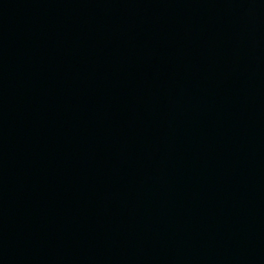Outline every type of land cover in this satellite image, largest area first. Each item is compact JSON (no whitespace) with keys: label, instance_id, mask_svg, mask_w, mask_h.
<instances>
[{"label":"water","instance_id":"water-1","mask_svg":"<svg viewBox=\"0 0 264 264\" xmlns=\"http://www.w3.org/2000/svg\"><path fill=\"white\" fill-rule=\"evenodd\" d=\"M0 264H264V0H0Z\"/></svg>","mask_w":264,"mask_h":264}]
</instances>
